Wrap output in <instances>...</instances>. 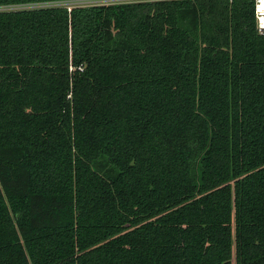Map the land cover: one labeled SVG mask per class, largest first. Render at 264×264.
<instances>
[{
  "label": "trees",
  "instance_id": "obj_1",
  "mask_svg": "<svg viewBox=\"0 0 264 264\" xmlns=\"http://www.w3.org/2000/svg\"><path fill=\"white\" fill-rule=\"evenodd\" d=\"M0 0V264H264V35L251 0Z\"/></svg>",
  "mask_w": 264,
  "mask_h": 264
},
{
  "label": "built area",
  "instance_id": "obj_2",
  "mask_svg": "<svg viewBox=\"0 0 264 264\" xmlns=\"http://www.w3.org/2000/svg\"><path fill=\"white\" fill-rule=\"evenodd\" d=\"M96 4H127L139 2H157V1H195V0H93ZM257 33L264 35V0H251Z\"/></svg>",
  "mask_w": 264,
  "mask_h": 264
},
{
  "label": "rangeland",
  "instance_id": "obj_3",
  "mask_svg": "<svg viewBox=\"0 0 264 264\" xmlns=\"http://www.w3.org/2000/svg\"><path fill=\"white\" fill-rule=\"evenodd\" d=\"M71 5L83 7V6H91V5H97V4L94 1H82V2H76Z\"/></svg>",
  "mask_w": 264,
  "mask_h": 264
}]
</instances>
